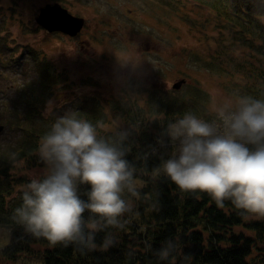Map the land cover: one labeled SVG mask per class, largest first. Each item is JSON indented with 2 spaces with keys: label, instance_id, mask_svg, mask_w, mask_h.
Masks as SVG:
<instances>
[{
  "label": "trees",
  "instance_id": "1",
  "mask_svg": "<svg viewBox=\"0 0 264 264\" xmlns=\"http://www.w3.org/2000/svg\"><path fill=\"white\" fill-rule=\"evenodd\" d=\"M8 1L11 11L16 12V5H12L17 4L15 0ZM193 1L220 18L222 23L216 28L225 29L227 34L225 39L221 32L217 54H211V61L204 63L212 69L221 68L223 55L230 63L238 62V72L245 83L241 95L264 98V0ZM9 29L7 19L0 18V124L17 135L9 143L0 144V227L10 233L9 244L0 250L2 258L16 261L22 255H34L40 257L42 264H169L160 261L156 253L166 241L173 240L178 244L176 264H249L253 246L259 241L264 245V222L244 219L230 201L218 207L207 193L182 191L165 175L152 172L172 152L170 143L165 147L157 143L168 121L186 111L208 120L215 115L208 113L205 105L202 110L185 104H178L177 108L176 100L152 99L154 96L141 102L128 92L106 100L104 105L93 98L90 104L85 99L84 103L71 106L93 123L102 121L103 134H113L117 123L118 130H130L125 142L129 147L126 159L138 170L141 198L128 214V223L118 233L116 242L106 250H82L73 243L51 246L46 239L24 232L11 214L22 203L21 185L32 178L28 172L35 170L37 176L45 171L37 153L38 142L51 120L63 113L46 115L44 111L54 89L66 84L68 77L41 51L18 43ZM222 51L225 54L221 55ZM24 55L29 56L31 63L22 68ZM194 56L204 61L203 56ZM8 69L19 71L21 82L8 75ZM227 73L233 78L237 74L230 69ZM10 81L16 84H9ZM8 89L12 92L10 97H6ZM88 187L80 186L85 199L83 194ZM83 215L87 218L89 214L86 211ZM240 226L260 238L237 231ZM104 236V231L96 233L97 245L103 243ZM36 245L44 249L37 251Z\"/></svg>",
  "mask_w": 264,
  "mask_h": 264
},
{
  "label": "clouds",
  "instance_id": "2",
  "mask_svg": "<svg viewBox=\"0 0 264 264\" xmlns=\"http://www.w3.org/2000/svg\"><path fill=\"white\" fill-rule=\"evenodd\" d=\"M129 63L139 64L121 61ZM52 113L50 100L45 114ZM118 125L113 134H103L102 121L93 123L75 110L51 120L37 147L45 171L21 185L22 203L11 219L51 246H112L141 198L138 170L126 159L130 130ZM157 143H170L172 152L153 174L165 175L182 191L207 193L218 207L228 200L244 219L264 218V98L241 95L224 102L211 120L186 111L167 122ZM81 185L90 186L86 199ZM101 231L105 236L97 245ZM177 252V242L168 240L156 255L176 264Z\"/></svg>",
  "mask_w": 264,
  "mask_h": 264
},
{
  "label": "rangeland",
  "instance_id": "3",
  "mask_svg": "<svg viewBox=\"0 0 264 264\" xmlns=\"http://www.w3.org/2000/svg\"><path fill=\"white\" fill-rule=\"evenodd\" d=\"M15 2L17 4L12 5H16L17 11L13 12L8 0L0 1V18L7 19L12 38L41 51L68 77L66 84L63 82L54 89L50 99L53 102L51 115L65 114L72 110L73 104L84 103L85 99L90 104L95 98L104 105L106 100L122 96L127 89L141 102L144 97L151 100L153 96L152 99H174L175 107L185 104L192 109L202 110L205 105L207 112L215 115L219 105L227 101L234 102L242 94V85L245 83L238 72V62H228L222 51L221 68L212 69L204 63L211 54H217V40L222 38L221 32L224 38L227 34L225 29L221 31L216 28L217 24L222 23L221 19L193 0ZM55 2L62 4L71 14L85 19V26L77 36L49 34L37 26L35 17L39 9ZM194 54L203 56L204 61ZM29 59L28 55L23 56L22 68L26 67V63H31ZM120 60H134L139 64L122 65ZM227 69L236 71V77H231ZM7 72L8 75L16 76L17 82H21L23 77L19 71L8 69ZM183 78L186 83L179 91L169 88L168 84L172 86ZM155 80L158 88L151 84ZM145 92L148 96H145ZM152 92L155 95L151 96ZM6 93V97L12 95L10 89ZM16 137L14 132L4 126L0 133V144H7ZM28 174L33 177L36 171H29ZM252 220L264 222V218ZM0 228L4 229L0 231L1 250L9 244L10 233L5 227ZM237 231L255 237L254 233L242 226ZM258 238L259 234L255 239ZM34 248L37 251L44 249L40 245ZM247 261L249 264H264L262 242L253 246ZM0 264H42V261L34 255H22L16 261L5 260L0 256Z\"/></svg>",
  "mask_w": 264,
  "mask_h": 264
},
{
  "label": "water",
  "instance_id": "4",
  "mask_svg": "<svg viewBox=\"0 0 264 264\" xmlns=\"http://www.w3.org/2000/svg\"><path fill=\"white\" fill-rule=\"evenodd\" d=\"M35 21L49 33L61 32L70 37L77 36L85 24L84 18L72 15L59 3L47 4L40 8ZM184 83V79L177 81L174 83L173 89H181ZM2 129L3 127H0V132Z\"/></svg>",
  "mask_w": 264,
  "mask_h": 264
},
{
  "label": "flooded vegetation",
  "instance_id": "5",
  "mask_svg": "<svg viewBox=\"0 0 264 264\" xmlns=\"http://www.w3.org/2000/svg\"><path fill=\"white\" fill-rule=\"evenodd\" d=\"M151 84H152L153 87L158 88V82H157V80H155V81H151ZM153 93H154V92L151 93V96L153 95ZM145 95H147L146 92H145ZM147 96H148V95H147Z\"/></svg>",
  "mask_w": 264,
  "mask_h": 264
}]
</instances>
